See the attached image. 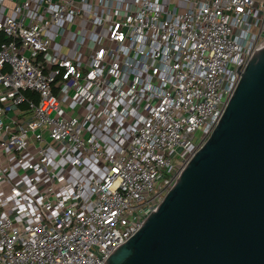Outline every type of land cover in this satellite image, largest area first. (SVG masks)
<instances>
[{
    "label": "built area",
    "instance_id": "2783aa9c",
    "mask_svg": "<svg viewBox=\"0 0 264 264\" xmlns=\"http://www.w3.org/2000/svg\"><path fill=\"white\" fill-rule=\"evenodd\" d=\"M1 34L0 264H104L214 131L264 0H0Z\"/></svg>",
    "mask_w": 264,
    "mask_h": 264
},
{
    "label": "water",
    "instance_id": "95a60500",
    "mask_svg": "<svg viewBox=\"0 0 264 264\" xmlns=\"http://www.w3.org/2000/svg\"><path fill=\"white\" fill-rule=\"evenodd\" d=\"M241 65L210 137L104 264H264V47Z\"/></svg>",
    "mask_w": 264,
    "mask_h": 264
},
{
    "label": "trees",
    "instance_id": "16d2710c",
    "mask_svg": "<svg viewBox=\"0 0 264 264\" xmlns=\"http://www.w3.org/2000/svg\"><path fill=\"white\" fill-rule=\"evenodd\" d=\"M3 42V34L0 35V43ZM24 95L27 99H32L35 102H39V94L32 90H27L24 92Z\"/></svg>",
    "mask_w": 264,
    "mask_h": 264
},
{
    "label": "crops",
    "instance_id": "0c3cea01",
    "mask_svg": "<svg viewBox=\"0 0 264 264\" xmlns=\"http://www.w3.org/2000/svg\"><path fill=\"white\" fill-rule=\"evenodd\" d=\"M175 1H179V0H173V2H175ZM8 3H9L10 5H12L11 2H8ZM21 108H22V109L26 108V105H22ZM20 116H21V117H28V113L21 114ZM2 155H4V154L2 153ZM1 157H3V156H1ZM72 178H73V177H72ZM14 179H16V177H15Z\"/></svg>",
    "mask_w": 264,
    "mask_h": 264
},
{
    "label": "rangeland",
    "instance_id": "374dc122",
    "mask_svg": "<svg viewBox=\"0 0 264 264\" xmlns=\"http://www.w3.org/2000/svg\"><path fill=\"white\" fill-rule=\"evenodd\" d=\"M181 4H183V3H181ZM56 43H58V42H56Z\"/></svg>",
    "mask_w": 264,
    "mask_h": 264
}]
</instances>
